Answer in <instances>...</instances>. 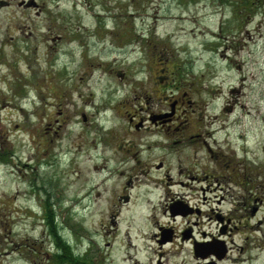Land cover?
Wrapping results in <instances>:
<instances>
[{"label": "rangeland", "instance_id": "obj_1", "mask_svg": "<svg viewBox=\"0 0 264 264\" xmlns=\"http://www.w3.org/2000/svg\"><path fill=\"white\" fill-rule=\"evenodd\" d=\"M119 1L123 7L129 3V11L118 17L129 16L139 39L118 42L120 50L113 53H101V49H109L112 38L97 41L89 36V43L97 41L98 45L91 52H83L78 41L55 39L46 44L52 46L47 56L42 44L34 49L41 37L30 31L37 22L62 28L58 18L66 13L63 6L56 19L48 14L38 17L32 10H28L29 17L20 12L18 18L24 23L20 28H14L17 21L12 13L4 19L6 11L0 10V264H60L50 255L56 250V241L43 217L47 199L56 210L60 234L74 250L93 249L89 255L92 264H129V255L144 259L149 253L145 242L137 240L144 248L134 251L119 237L113 240L98 232L104 204L96 200L100 176L91 168L104 143L96 138V122L90 114L87 127L81 116H73L86 104L91 89L96 91L95 100H101L108 80L95 70L87 86L80 79V67L98 65L99 60L114 62L128 72L144 71L148 65L155 72L160 68L170 71L178 65L189 81L209 85L202 98L207 102L205 113L215 120L211 124L215 137L235 147L245 145L249 158L264 164V10L253 12L238 25L231 22L238 17L235 6L223 0ZM48 6L55 11L54 3ZM89 14L83 17L92 29ZM10 36L12 41L7 40ZM25 49L29 52H22ZM113 82H118L116 77ZM119 84L121 98L134 93L131 84ZM57 103L62 104L64 117L70 114L77 119L75 124L69 117L56 121L60 117ZM88 109L91 104L85 112ZM104 188V196L110 195V185ZM130 222L126 217L121 230ZM240 238L236 240L241 245ZM92 239L95 243L90 246ZM263 239L261 232L249 236L248 248ZM107 241H113L112 247L105 245ZM248 251L228 264L250 263L251 259H244ZM182 253L171 260L173 264H197L187 258L186 251ZM253 254L257 257L253 264H264V249Z\"/></svg>", "mask_w": 264, "mask_h": 264}, {"label": "flooded vegetation", "instance_id": "obj_2", "mask_svg": "<svg viewBox=\"0 0 264 264\" xmlns=\"http://www.w3.org/2000/svg\"><path fill=\"white\" fill-rule=\"evenodd\" d=\"M49 3H54L57 15L50 10ZM120 3L119 0H0V10L6 11L4 19L13 14L17 28L24 24L18 18L20 12L29 17L28 10H32L38 17L48 14L56 19L63 6L66 13L58 18L63 21L62 28L37 22L30 31L41 37L34 49L42 44L47 56L51 55L52 46L46 44L55 39L78 41L82 51L88 53L98 47L97 41L112 38L109 49H101V53H113L120 50L118 42L139 39L129 16L118 17L129 11V3L126 7ZM86 14L94 21L92 29L83 17ZM89 36L97 39L94 45L89 43ZM10 37L8 41L14 38ZM97 64L80 67V79L89 86L88 80L98 71L108 80L107 90L100 101L95 100V90L87 92L86 104L73 117L81 116L85 124L90 114L96 122L93 126L96 138L101 137L104 143L91 168L100 176L96 200L104 204L98 232L112 236L113 240L119 237L122 244L134 251L144 248L139 247L137 240L146 243L149 250L146 257L129 255L132 262L129 264H173L171 260L184 251L197 264H228L248 250L244 259H251L247 264H253L252 260L257 259L254 250L258 255L264 249V239L248 248L249 236L255 237L260 232L264 235V164L249 158L245 145L235 147L228 140L222 142L215 137L211 128L215 120L205 113L207 102L202 98L209 85L197 84V79L189 81L178 65L170 71L160 68L155 72L148 65L144 71L128 72L114 62L99 60ZM115 77L118 82H113ZM120 81L131 84L134 93L121 98ZM87 104H91V109L85 112ZM55 105L60 116L57 122L70 118V114L64 117L61 103ZM70 120L74 124L77 121ZM108 121L115 124L108 125ZM86 132L84 129L83 138ZM88 140L89 137L84 139L86 143ZM108 185L111 193L104 196L107 190L104 187ZM126 217L131 222L121 230ZM238 236L243 240L241 245L237 243ZM94 243L93 240L90 246ZM105 245L112 247L113 241ZM91 250L77 252L83 264H92Z\"/></svg>", "mask_w": 264, "mask_h": 264}, {"label": "trees", "instance_id": "obj_3", "mask_svg": "<svg viewBox=\"0 0 264 264\" xmlns=\"http://www.w3.org/2000/svg\"><path fill=\"white\" fill-rule=\"evenodd\" d=\"M222 2H228L235 6V14L238 17L235 21L232 20L231 22H236L238 25L241 24V20L243 18H247L253 12L264 10V0H223ZM2 157H5V155L2 154ZM45 210V215L43 217L50 231V234L56 241V250L54 253L50 254L52 258L60 264H83L82 257L77 254V252L71 246L70 241L65 239L60 234L61 229L55 222L56 210L54 209L50 199H47L45 201Z\"/></svg>", "mask_w": 264, "mask_h": 264}]
</instances>
